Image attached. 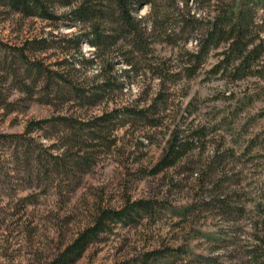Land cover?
<instances>
[{
    "label": "rangeland",
    "instance_id": "obj_1",
    "mask_svg": "<svg viewBox=\"0 0 264 264\" xmlns=\"http://www.w3.org/2000/svg\"><path fill=\"white\" fill-rule=\"evenodd\" d=\"M152 1L142 4L137 15L148 18L160 10L178 36L172 44L159 31L151 37L150 56L154 62L169 58L171 79L175 77L165 87L166 109L158 112L164 125L149 127L141 120L116 117L106 127L96 125L95 137L77 122H91L129 103L147 106L156 96L159 78L148 61L137 55L138 72L129 76L121 72L128 65L118 56L121 87L107 90L95 104L82 103L69 86L92 89L102 81L97 64L84 61L96 51L84 41L82 56L59 40L87 27L68 19L27 16L0 4V134L22 135L0 139V264H45L92 223L100 207L121 208L127 199L152 197L181 206L196 196L216 195H231L240 211L226 214L210 205L180 216L158 208L128 223H111L73 264H201L202 256H216L220 264H253L252 250L264 260V95L249 99L259 80H229L213 72L218 49L189 76L190 62L182 52L196 49V39L179 35L177 11L169 0ZM70 8L53 4L59 15ZM35 38H46L48 48H25L30 59L63 71L71 80L69 86L61 83L57 95H46L44 80L35 83L27 76L16 55V48ZM59 116L77 122L67 124ZM45 118L44 127L27 132L31 121ZM173 118L182 128L203 129V136L175 168L149 174ZM82 159L87 161L78 163ZM183 242L188 250L180 253L175 249ZM168 247L174 252L167 258L141 259L149 250Z\"/></svg>",
    "mask_w": 264,
    "mask_h": 264
},
{
    "label": "trees",
    "instance_id": "obj_2",
    "mask_svg": "<svg viewBox=\"0 0 264 264\" xmlns=\"http://www.w3.org/2000/svg\"><path fill=\"white\" fill-rule=\"evenodd\" d=\"M171 9L177 11V19L174 22L179 28V35L185 40L191 37L196 39V49L184 50L182 52L185 62H190L186 66L187 74L193 75L198 67L205 61L208 53L213 49L217 50L219 56L213 65L212 71L220 73L222 77L229 80H245L248 78L258 79V87L250 94L249 99L256 95H264V12L259 13L264 8V0H169ZM192 2V5L190 4ZM61 3L71 6L68 12L63 15L56 14L53 4ZM151 3L152 0H0V4L12 11L21 12L27 16H40L45 19H68L85 25L88 30L75 36L64 34L59 43L62 47H75L82 54V43L86 41L94 47L96 55L86 58L84 61L97 64L100 71L97 76L102 77V81L97 83L92 89L72 84L71 80L65 76L63 71L46 66L42 61L32 60L27 55L25 48L46 49L48 48L46 38H35L26 40L24 48H16V55L24 62L26 74L32 77L33 81L44 80L46 95L51 92L57 94L61 91V83H65L74 92V98L82 103L95 104L101 100L105 92L114 87L120 88L116 71V59L119 56L128 67H124L121 72L129 75L130 72H138L135 57L142 55L148 61V67L152 73L159 78V90L154 98L148 102L147 106L138 104H125L111 112L98 115L91 122H77L81 124V130H88L89 136L95 137V126L106 127L114 118H126V122L144 121L149 127L164 125L163 116L158 112L166 109L165 87L171 79V65L169 58L154 62L151 52V37L157 31L162 34L165 41L177 43L172 30L175 27L169 26V17L162 19L159 16L160 10L151 14L148 18L138 16L137 11L142 4ZM182 3V4H181ZM155 6V5H154ZM157 8V6L155 7ZM154 8V9H155ZM3 42L0 40V47ZM30 45V46H29ZM120 49V51H118ZM117 51V52H116ZM114 53L111 58L106 54ZM104 55V56H103ZM52 90V91H51ZM248 98H245L246 100ZM247 102V100H246ZM163 107V108H162ZM263 112V111H262ZM58 119L74 124L70 116H59ZM55 120V118H54ZM48 118L31 121L27 132L32 133L40 129L48 122ZM53 121V120H52ZM75 122V123H76ZM98 127V126H97ZM168 131L165 134L164 143L160 153L149 174H157L175 168L180 160L195 147L201 140L203 129L182 128L181 123L173 118L166 125ZM16 135V134H15ZM13 134H0L9 138ZM18 134L16 136H19ZM264 137V128L260 132ZM22 136V135H21ZM77 137V136H76ZM30 145L26 153L32 151ZM30 154V153H29ZM41 161V156H39ZM87 159H82L78 163H85ZM211 166H208L207 173H210ZM205 178L202 180L204 183ZM215 205L223 208L226 214L238 213L239 207L232 202V196L216 195L213 198L194 197L190 202L181 206L173 205L168 199L139 198L127 199L121 208L100 207L93 217V221L86 228L81 230L72 242L67 244L57 255L45 264H73L82 257L91 242L97 240L100 234L110 227L111 223H128L137 219L144 213L153 214L158 208L170 209L174 214L186 216L197 208ZM220 239L222 236H214ZM176 251L182 253L188 250V245L183 242L177 246ZM168 252H174L171 247L157 248L142 254V261L145 263L150 259L157 260L168 257ZM255 250L251 251L253 264H264L260 260ZM204 257L201 264H220L218 257Z\"/></svg>",
    "mask_w": 264,
    "mask_h": 264
}]
</instances>
